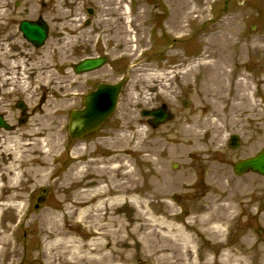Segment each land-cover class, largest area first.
<instances>
[{"label": "rangeland", "instance_id": "rangeland-1", "mask_svg": "<svg viewBox=\"0 0 264 264\" xmlns=\"http://www.w3.org/2000/svg\"><path fill=\"white\" fill-rule=\"evenodd\" d=\"M7 1L8 8L14 15V29L19 31L22 20L33 21L42 17L49 25L50 32L41 50L52 48L53 52L56 50L54 53L57 57L60 55L57 58L56 72L63 89L57 97L64 96L69 101V108L64 113L61 123L68 142L63 147L66 152L56 160L55 177H62L73 163L77 162L88 175L95 168L112 166L120 182L125 180L122 173L133 170L142 184L143 181L152 178L147 177V172L153 167L157 168L154 162L159 159V167L169 179L180 178L188 173L191 174L192 186L176 187L171 191L177 192V196L163 198L160 203H157V200L153 202V199H149L143 192L134 194L141 209L147 208L150 216L165 218L178 227H183L185 221L194 217V207H199L201 211H211V208L216 207L211 203V198L217 197L228 207L226 215L231 219L228 224L222 226L226 232L222 241L228 240L229 244L238 250L245 248L252 251L264 250V179L257 174L238 176L233 171L234 162L254 156L264 148V131L260 144L249 150V143L244 134L239 129L227 126L224 118V121L219 122L221 130L209 129V134L205 138L206 144L202 146L203 151L194 154L191 157L192 162L188 160L190 161L188 168L183 166L181 160L171 156L173 145L167 140L168 136L175 133L180 137L184 136L191 120L199 115L198 103L190 89L182 85L181 77L178 75V70L183 67H179V59L182 57L183 62L185 56L198 55L202 48V33L222 20L239 31L240 42L247 49L241 72L251 80L252 88L257 92L256 100L259 106L245 115L256 119L257 122L252 123L264 124V0ZM89 7L95 8L96 12L91 17L90 26H86ZM60 9L67 15L63 20L64 27L61 26L62 22L54 20L53 17L54 11ZM192 11H195L192 15L193 21L190 19L184 21L183 16ZM199 16H203L205 21L198 18ZM182 25H189L184 35L179 30ZM170 30L172 33L169 34ZM18 39L20 42H27L21 33ZM252 46H258L255 53H250ZM173 50L179 51V58L168 54ZM144 51H146L144 59L150 65L149 69L164 74L170 80L157 82L158 86L152 92H149L141 74L133 70L134 59L130 56L133 52L139 56ZM103 55L109 58V65L103 69L85 75H77L74 72V65L82 59ZM122 78L128 82L120 96L118 108L110 120L99 131L81 140L71 139L68 135L70 111L82 108L84 95L99 83H116ZM194 79L195 77H191L190 81L194 82ZM167 87L173 91L171 100L164 98L161 93V90ZM21 98L16 95L9 96L4 88H0V113L4 114L13 126H25L28 123V119L23 123L19 122L21 111L15 108V104ZM185 101L190 102L187 108L183 106ZM25 103L28 104L26 100ZM163 103L167 104L175 119L153 130L141 117L140 111L143 108H156ZM209 110H204L203 115ZM201 120L200 118L197 124L199 134L207 131V127L199 126ZM141 128L145 131L143 135L139 134ZM214 134L218 136L219 141L211 143L209 137ZM233 134L238 135L241 141V146L237 150L228 148L229 138ZM79 142L83 143L86 150L73 161L69 155L70 149ZM159 149L162 153L156 154ZM94 178L87 176L81 183L94 181L90 184L96 187L106 185L105 182H97ZM157 178H152V181L156 182ZM206 185L211 186L207 189ZM209 193L214 195H211L210 199ZM41 197L44 201L37 207L38 199ZM57 197L54 188L42 186L36 193L27 194L25 205L29 207L31 213L39 214L42 210L56 205ZM126 202L125 206L118 205L114 209V214L118 218L112 226V229L117 231L113 243H118L115 251L119 252L123 248L126 249V245L122 244L124 241L130 242L132 244L128 249L129 258H132L130 264H141L138 253L143 247L133 246V243L136 238L143 237L145 230H140L138 234L133 232L129 237L126 229L128 225H132L130 229L133 230L137 220L131 218L135 217L140 209L132 205L129 199ZM172 212H176L178 217L172 218ZM87 221L89 224L96 223L91 219ZM87 221L78 223L74 231V235L84 242L99 236L86 234L83 228L88 225ZM102 223L106 224V221ZM138 224L140 223L137 222ZM32 236L33 228L20 231L18 242L16 237L12 241L18 244L15 246L16 249H13L15 248L13 245L6 255L0 257V264H37L34 260L35 247ZM104 243L109 241L105 239ZM195 244L200 259L204 260L203 254L207 248L200 246L196 241ZM214 244H217V241L209 243L210 257L215 264H220V255L225 245Z\"/></svg>", "mask_w": 264, "mask_h": 264}, {"label": "bare ground", "instance_id": "bare-ground-1", "mask_svg": "<svg viewBox=\"0 0 264 264\" xmlns=\"http://www.w3.org/2000/svg\"><path fill=\"white\" fill-rule=\"evenodd\" d=\"M6 1L0 0V88H4L9 96L22 97L20 101L26 100L29 109L27 125H15L10 131L0 128V257L6 255L13 245H18L12 241L16 237L18 242L20 231L33 228L31 238L37 264H130L132 258H129L128 249L132 244L124 241L122 244L126 245V249L115 251L118 243H113V240H116L117 231L112 229L118 218L114 214L115 207L125 206L129 199L132 205L140 209L131 219L140 224L137 225L135 221L133 230L130 229L132 225H128V236L145 230L143 237L136 238L133 243V246L143 247L138 253L141 264H215L208 248L211 241H217L214 246L223 244L227 247L225 249L224 246L220 255V264H264V250H238L228 240L222 241L226 236L222 226L231 219L226 215L228 207L221 203L220 198H211L212 193L208 198L216 207H210L211 211L194 207V217L185 221L183 227L165 218L150 216L147 208L141 209L134 194L143 192L153 202L157 200L160 203L163 198L177 196V192L171 191L176 187L192 186L191 174L188 173L169 179L160 169L159 159L154 162L157 168L153 167L147 172V177H158L156 182L150 178L141 184V179L136 178L133 170L122 173L125 180L120 182L112 166L95 168L88 175L77 162L62 177H55L56 160L66 152L63 147L68 142L61 123L69 108V101L67 97H57L63 89L56 72L60 55L57 57L56 50L54 53L52 48L42 51L28 41L20 42V31L14 29V15ZM194 12L183 16L184 21H193ZM66 16L62 9L53 14L54 20L62 22V27ZM198 18L205 21L203 16ZM188 26H180L183 35ZM239 36V31L224 20L211 26L202 33L200 53L187 58V64L178 70L182 85L190 89L198 103L200 115L191 120L184 136L175 133L167 137L173 145L171 156L181 160L186 168L190 166L191 157L203 151L209 129L221 130L219 122L224 118L227 126L239 129L244 134L249 150L255 149L262 141L264 124L252 123L257 122L256 119L245 115L259 105L251 80L241 72L247 49L241 44ZM257 48L252 46L250 53H255ZM145 52L139 56L133 52L130 56L134 59L133 70L141 74L149 92H152L158 86L157 82L170 80L164 74L149 69L150 65L144 59ZM168 54L174 58L180 56L177 50ZM191 77H195L194 82L190 81ZM161 93L171 100L173 91L170 87L162 89ZM204 110L209 112L203 115ZM200 118L199 126L207 127V131L201 134L197 132ZM144 132V128L139 130L140 135ZM209 138L211 143L219 141L216 134ZM82 144L79 142L71 147L72 153L69 155L73 161L86 150ZM157 153L162 152L159 149ZM87 176H94L97 182H105L106 185L96 187L90 184L94 181L81 183ZM42 186L56 190L57 203L39 214L31 213L25 205L27 194L36 193ZM210 186L206 185V188ZM172 214V218L178 217L176 212ZM88 219L96 223L89 224ZM85 221L88 222L83 228L86 234L99 235L88 242L74 235L78 223ZM105 239L109 243L105 244ZM195 241L207 248L204 250V260L200 259Z\"/></svg>", "mask_w": 264, "mask_h": 264}, {"label": "water", "instance_id": "water-1", "mask_svg": "<svg viewBox=\"0 0 264 264\" xmlns=\"http://www.w3.org/2000/svg\"><path fill=\"white\" fill-rule=\"evenodd\" d=\"M89 14H93V9H88ZM21 29L25 34V37L33 42L35 45L40 46L45 42L48 34V27L40 20L39 22H22ZM105 58L86 59L78 66L76 71L85 72L100 68L106 63ZM121 84L119 85H100L97 91L90 92L85 97V109L82 111H73L71 114V120L69 125V132L71 137L79 138L84 134L97 130L104 122L107 121L109 116L113 113L118 94L121 90ZM19 107L25 109L23 104H19ZM143 115H153L156 117L153 121V125L156 127L160 123L171 120L173 116L166 112L165 107L159 111L144 112ZM0 127L9 128L6 122L0 117ZM231 147L236 148L239 146L238 138L233 137ZM249 170L259 172L264 175V151L255 158L238 162L235 165V171L238 174L248 172ZM42 200H40L41 202Z\"/></svg>", "mask_w": 264, "mask_h": 264}]
</instances>
